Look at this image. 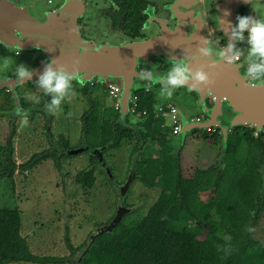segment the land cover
I'll return each mask as SVG.
<instances>
[{
    "label": "trees",
    "instance_id": "1",
    "mask_svg": "<svg viewBox=\"0 0 264 264\" xmlns=\"http://www.w3.org/2000/svg\"><path fill=\"white\" fill-rule=\"evenodd\" d=\"M147 87L134 91L131 111L132 117L139 118L137 124L129 125L119 112L113 118L106 117L95 98L83 115L81 129L82 145L90 153L99 147L118 149L125 140H136L133 153L148 144L157 147L155 155L147 154L137 166L136 180L161 191L147 214L131 225L121 223L113 233L101 234L79 247H74L66 236L70 256L60 258L33 254L21 234L22 212L17 207L0 208V264H264V244L254 237L258 221L264 216V136H256L249 126H238L229 133L228 146L223 149L218 127L215 131L195 129L192 138L203 143L202 148L195 162L185 165L172 135L163 128V118L156 117V107L162 102ZM83 93L88 92L84 89ZM14 135L12 128L3 178L11 182L17 169L32 170L48 158L59 164L58 156H63L61 142L53 153L40 152L16 165ZM63 145L70 148L69 140ZM213 145H220L218 152ZM95 162L98 157L92 154L89 168L75 177L85 189L95 184ZM77 252L79 256H75Z\"/></svg>",
    "mask_w": 264,
    "mask_h": 264
},
{
    "label": "rangeland",
    "instance_id": "2",
    "mask_svg": "<svg viewBox=\"0 0 264 264\" xmlns=\"http://www.w3.org/2000/svg\"><path fill=\"white\" fill-rule=\"evenodd\" d=\"M25 1L34 6L30 13L34 17H38L42 3L46 0ZM59 2L60 0H53L52 6L58 5ZM5 49L8 53H13L16 50L9 46ZM8 56L9 54H6L5 57ZM1 59H5L6 64L12 60V58L2 57ZM19 60L30 66L31 69L33 68L31 62H23V57ZM166 71L163 70L162 74ZM241 73L244 74L243 69H241ZM0 79L6 80L3 75H0ZM107 82L122 85V82L118 80ZM141 83L139 82L135 89L140 88ZM147 83L146 86L149 84ZM109 84H101L95 79L86 81L84 85L90 89L89 93L84 95L79 90L82 87L74 83V93L71 100L64 102L57 114L49 115L52 117V121L49 119L48 125L41 114H36V119L27 116L28 123L26 126L23 124V116L16 114V118H14L13 98L7 96L5 89L0 90V208H20L19 210L22 212V236L27 239L30 250L35 255L68 258L70 251L65 242L66 236L70 238L74 247H79L87 240L90 241V236L96 233L97 228L111 221L120 205L132 209L130 213L125 214L122 221L126 225H131L144 217L160 196L161 191L158 188L147 187L136 179L124 197L120 194L121 186L129 178L132 159L136 154L133 153L136 140L131 142L125 140L118 149L104 150L102 158L98 159L94 165L96 181L93 188L85 189L76 183V175L89 168L92 152L84 150L81 154L75 155H71L69 152L79 147H85L82 145L81 129L83 115L90 108L91 100L99 99L101 111L106 117L113 118L119 112L116 109L117 100L111 97L106 90V86ZM153 85L152 83L148 86H151L154 92L158 94L160 86ZM18 87L17 92L23 94L24 98L26 92H31L41 95V102L45 99L42 97V93L36 89L34 83L21 86L19 89ZM192 95L186 88H181L177 89L172 97L160 98V100L162 103H173L177 108L178 106L187 107L190 120L197 114L203 113L197 105H194L193 108L187 106ZM211 103V98H209L207 104L210 106ZM38 106L42 107V104H38ZM170 122L169 119H165L163 126L165 131L170 128ZM12 128L15 130L13 160L16 165L26 162L34 154L40 152L53 153L54 148H57L61 142L63 150L60 151V154L63 156H58L59 164L53 158H48L41 161L32 170L23 172L17 169L11 182L3 178L2 174L7 164V138L12 132ZM171 139L184 164H193L203 143L195 141L191 133H188L183 145L179 140V135L172 136ZM65 140L70 142L68 149L63 145ZM219 147L220 145L212 146L216 152H218ZM156 150L157 147L154 148L152 144H148L141 151L140 158L142 159L149 153L155 155ZM245 152L246 145H243L242 157H244ZM185 224L191 225L190 222ZM254 237L264 244V216H261L258 221L254 230ZM79 255V252L75 254V256ZM10 264L33 263L11 262Z\"/></svg>",
    "mask_w": 264,
    "mask_h": 264
},
{
    "label": "flooded vegetation",
    "instance_id": "3",
    "mask_svg": "<svg viewBox=\"0 0 264 264\" xmlns=\"http://www.w3.org/2000/svg\"><path fill=\"white\" fill-rule=\"evenodd\" d=\"M27 3L25 0H0V40L16 49L8 53L5 46L0 45V75L6 79L15 77L12 71L16 63H22L21 57L23 62H31L33 68L52 59L42 47H23L28 45L26 30L30 26L43 31L47 42H58L62 46L76 44L80 52L82 48L102 51L112 45L154 41L156 50L147 59L148 64L142 65L139 71L150 70L153 66L159 73L169 69L172 57L189 59L188 53L198 50L200 38L208 39L211 55L218 56L220 51L228 48L227 31L230 24L236 23L238 15L250 13L264 17V0H60L55 6H52L53 0H46L38 17L30 13L34 6ZM219 19L222 21L220 24ZM237 46L244 48L245 44ZM162 49L165 55L161 54ZM6 54L9 56L5 57ZM1 57L12 60L6 64L7 61ZM243 59L232 62L239 66L240 72L241 69L245 71ZM31 84L28 82L20 87ZM144 85L145 81L141 87ZM148 88L154 91L151 86ZM84 89L89 93L87 85L79 90L83 93ZM5 93L12 99L8 89ZM19 95L27 116L36 119L35 115L41 114L47 125L49 119L52 121L44 108L48 97L42 95L45 99L40 103L41 107L27 102L23 94ZM13 111L16 118L15 105Z\"/></svg>",
    "mask_w": 264,
    "mask_h": 264
},
{
    "label": "water",
    "instance_id": "4",
    "mask_svg": "<svg viewBox=\"0 0 264 264\" xmlns=\"http://www.w3.org/2000/svg\"><path fill=\"white\" fill-rule=\"evenodd\" d=\"M28 29L26 32L29 38L25 37L28 40V45L23 46L24 48L39 45L52 59H56L57 65H63L69 72L74 69L79 70L85 82L93 79L105 85L110 83L107 82L109 80L122 82V85L112 83L119 89L117 104L120 117L127 119L129 125L137 124L139 118L132 117L131 103L136 85L139 82H144L138 78L139 68L148 64L147 59L152 57L154 50H156L154 41L112 45L102 51L82 48L80 52L76 44L62 46L58 42H47L45 37L43 38V31L41 32L36 26H30ZM161 54L165 55L163 49ZM188 55L190 58L184 59L189 66L193 70L203 67L209 75L210 83L201 85L199 91L191 92L193 95L187 104L189 108H193L194 105L200 107L207 116L206 120L191 122L188 108L178 106L182 121V130L179 133L181 144L185 143L188 133L195 129L205 130L209 127H218L221 135V146L225 149L228 146L229 133L233 128L249 126L256 131L262 130L264 127V86H250L243 78L244 75L241 74L239 66L226 62L219 55L201 56L198 54V50H194L193 54L188 53ZM169 66L171 65L169 64ZM43 67L44 65H41L31 69L33 79L39 76ZM15 80L16 77L7 78L4 81L0 79V90L8 89L14 100L16 113L24 114L27 111L22 108L21 98L17 92V87L23 84H19ZM148 83L152 84L151 82ZM209 98L212 101L210 106L207 104ZM221 120L223 121L221 122ZM84 150H88V147L70 150L69 154H81ZM104 150L105 147L95 148L92 154L100 159ZM141 151L140 149L132 159L129 178L121 186L120 194L122 197L125 196L132 182L138 177L137 166L141 159ZM131 211L132 209L121 205L110 223L97 228L96 233L90 236L91 242L89 243H92L101 234L113 233L122 223L125 214Z\"/></svg>",
    "mask_w": 264,
    "mask_h": 264
},
{
    "label": "clouds",
    "instance_id": "5",
    "mask_svg": "<svg viewBox=\"0 0 264 264\" xmlns=\"http://www.w3.org/2000/svg\"><path fill=\"white\" fill-rule=\"evenodd\" d=\"M221 22L219 19L218 24ZM227 36L228 48L226 51H220L218 55L228 63L243 57L245 65L243 78L250 86H264V17H257L250 13L238 15L236 23L229 25ZM241 43L245 44L244 48L237 46ZM0 45L7 47L2 40H0ZM35 47L39 49V45H35ZM198 54L201 56L211 55L208 39L200 38ZM169 62L171 66L163 74H157L153 66L150 70L145 68L138 72V78L141 81H148L160 86L159 98H170L177 89L185 87L188 92L199 91L201 85L210 83L209 75L203 67L193 70L184 58L172 57ZM12 75L16 77L15 81L19 84L34 83L36 89L43 96L49 98L44 105L49 115L57 114L61 110L62 104L71 100L74 93V82L80 87L85 84L79 70L74 69L69 72L63 65H57L56 59H49L35 80H33L31 67L24 63H16ZM25 99L38 105L41 102V95L26 92ZM17 115L21 114L18 112ZM27 123V113H24L23 124L26 126Z\"/></svg>",
    "mask_w": 264,
    "mask_h": 264
},
{
    "label": "built area",
    "instance_id": "6",
    "mask_svg": "<svg viewBox=\"0 0 264 264\" xmlns=\"http://www.w3.org/2000/svg\"><path fill=\"white\" fill-rule=\"evenodd\" d=\"M106 90L108 91V94L111 97H114L117 100V95L119 92L118 87H116L113 84H109L108 86H106ZM147 91H149V88L147 87L146 89ZM134 102V98L133 101ZM116 109L118 110V104H116ZM156 117H161L164 120V124L165 125V119H169L170 122V128L168 129V133L172 136L175 135H179V133L182 130V121H181V117L179 115V109L177 108V106L173 103H163L160 104L159 106L156 107ZM207 116L202 113V114H197L194 118L190 119L191 122H201L203 120H206ZM207 131L210 130H216V127H209L207 129H205ZM262 134L264 136V127L262 130L260 131H256L255 130V135H259Z\"/></svg>",
    "mask_w": 264,
    "mask_h": 264
},
{
    "label": "crops",
    "instance_id": "7",
    "mask_svg": "<svg viewBox=\"0 0 264 264\" xmlns=\"http://www.w3.org/2000/svg\"><path fill=\"white\" fill-rule=\"evenodd\" d=\"M163 104V103H162ZM197 157V156H196ZM18 208V207H17ZM20 209V208H19ZM21 234H22V230H21ZM23 235V234H22ZM5 264H10V263H5Z\"/></svg>",
    "mask_w": 264,
    "mask_h": 264
}]
</instances>
